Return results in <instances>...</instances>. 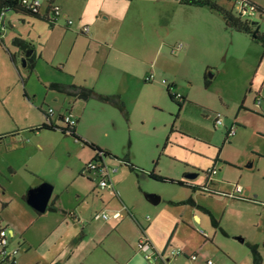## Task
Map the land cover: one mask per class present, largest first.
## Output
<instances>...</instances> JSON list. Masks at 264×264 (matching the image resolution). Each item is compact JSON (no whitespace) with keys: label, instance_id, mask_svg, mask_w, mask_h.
Masks as SVG:
<instances>
[{"label":"rangeland","instance_id":"374dc122","mask_svg":"<svg viewBox=\"0 0 264 264\" xmlns=\"http://www.w3.org/2000/svg\"><path fill=\"white\" fill-rule=\"evenodd\" d=\"M140 1L144 0L129 3H125L123 0H83L82 2L85 4L84 7L90 11L86 20L92 22L91 20L94 18L92 14H95L92 12L97 10L99 19L105 21L106 26L102 28L93 26L92 29L106 34L107 41L120 45L121 51L109 49L105 43V47L100 48L98 54L99 46L96 42H93L89 37L81 36L78 38L73 32L68 31L67 24H70L72 26L70 28L75 30L76 27L73 25L77 18L74 15H67L66 10L73 12L74 5L70 3H79L78 0L56 1L60 7V15L56 25L51 26L44 20L32 18L23 25L22 22H19V27L15 32L20 34L31 33V42L35 45L38 54L42 51L45 55L38 66V70L47 80L52 78L73 82L74 78L69 72H71L70 70L76 71L75 68L79 66H81L80 74L82 75L88 74L90 69L107 68L114 64L119 68L132 71L134 74L125 75L124 80L132 81L134 89L129 85L122 86L123 95L126 99L132 100L129 111L130 120L127 121L125 115L116 107L117 110L114 108L110 111L98 110L96 116L91 117L90 114L93 112H90L84 117L81 126L82 132L86 135L85 138L112 149L121 157L130 155L132 159L135 157L140 159L152 155L154 156L153 161L157 163V168L165 174L179 175L184 167L190 165L195 169L191 172L199 174V177H195V179L202 180L203 185H206L207 175L205 172L214 164V158L226 140L228 128L234 125L233 118L240 108L244 94L248 95V103L250 104L254 105L255 98L264 101V97H257V91L249 90L250 85L247 83V74L250 72L251 75L254 72L253 65L256 64L263 47L254 43L248 44V46L243 40L245 38L240 39L232 36V32H228L225 27L224 19L219 14H211L210 12L197 16L199 20H202V26L199 27L200 30L197 34L189 32L190 35L194 36V39L188 43L185 39L187 31L184 29L186 26L182 22V12L177 8V4L167 0V3H170L172 7L165 9L162 2L156 0L155 4V0H146L144 2L148 3L149 8H147ZM220 1L226 2L227 5L232 4L227 0ZM42 2L46 3L45 0ZM168 15H171L170 18L167 17ZM190 17L193 16L190 15ZM255 17L264 29V17L259 12ZM89 27L91 25H88V29ZM7 30L11 38L15 32L10 27ZM234 35L247 37L244 34L235 33ZM10 38H8L6 46L0 45V82L4 86L9 84L6 89L7 102L13 110L18 111L19 127L24 132L27 129L28 132L32 124L41 122L42 118L46 119V116L37 108V105L42 104L40 95L46 88L34 73L27 85L30 97L25 96L24 90L26 88H24L21 75L12 70L6 54V51L8 52L7 47L12 49L14 47ZM180 43L183 46L178 48ZM85 54L89 59L81 65V56L84 57ZM208 63L212 67L206 69L205 65ZM64 65L66 71L63 70ZM19 67L21 74L27 77V69L23 66L22 61H19ZM143 68L157 73L163 81V86L154 85L155 79L152 80L153 85H142L140 80H136V71L141 73L140 69ZM206 79L210 81L208 86ZM166 82L175 83L179 92H187L190 96V102L185 101L180 108L167 95ZM162 96H165V102L160 101ZM72 102H67L61 110L66 112V109L72 106L78 110L84 109L87 100L85 98L80 99L75 105ZM256 106L261 110L257 101ZM218 115L223 117L225 124L215 126ZM248 117V126L240 128L242 135L232 136L234 147L230 148L232 151L235 150L242 154L240 160L242 166H246L247 162L244 160L247 154L251 155L252 152L262 153L264 151V116L250 114ZM131 123L133 127H131ZM164 123L169 125L165 127ZM14 124V121L9 120L7 126L12 127ZM165 128L166 133L170 134V140L167 141L166 147L164 146L166 137H163ZM234 128L238 129L236 125ZM45 136L48 137L47 139H53L57 149L47 160L48 167L53 169L57 178L68 175L76 168L79 162V153L70 149L68 140L50 133L45 134ZM162 138L161 147L156 149L153 146L154 142L162 140ZM55 139L57 140L55 141ZM83 149L88 152V148ZM240 149L243 150L240 151ZM228 151L230 150L227 149V153ZM107 163L111 165L112 178L114 176L116 180H120L124 188L132 189V184L137 177L136 173L118 160L108 158ZM146 164L150 166L151 161L147 160ZM252 170L251 167H245L242 178L238 176L230 178V183L224 184L223 188L231 191L237 182L250 183L252 189L260 192L261 198L264 199V175L262 171ZM191 172L188 171L186 174ZM26 175L23 170H20L13 180L7 181V178L0 176V181L13 194L14 190L23 185ZM93 175L95 176V174ZM217 175L214 176L215 179H217ZM145 181L143 183L144 195L146 192H153L147 191L151 185ZM98 183L99 179L96 178L95 182L90 183V185L95 186ZM152 183L155 185L154 188L159 189L160 194H164V196H181L186 193V188L178 184ZM203 187L202 191H204ZM105 190L101 187L99 190L97 189L96 197L98 201H101V197L110 196L107 200L105 199L106 203L103 208L109 215L113 216L114 210L111 209L110 205L118 204L120 207L123 205L117 196L111 195ZM0 191H3L1 185ZM102 192L107 195H102ZM203 194L206 195L200 197L202 202L209 203L217 209H223L225 204L223 198L216 197L215 194L209 193L207 190ZM256 198L258 197L256 196ZM14 205L18 206L16 202L13 203V207H15ZM201 205L207 207V205ZM156 206L165 208L164 214L168 223L167 227L160 225L154 233L156 241L162 246L168 244L169 248L179 247L188 238L183 232L184 224L178 228L175 227L176 218L173 217V214L175 210L180 208L169 206L165 202H160ZM82 207L89 211L93 204H83ZM101 211L103 210L95 213ZM126 216L128 217L127 212ZM202 216L204 218L202 224H197L196 221L192 222L198 228L199 235L210 243L211 238L214 237L213 230L216 227L209 215L204 213ZM260 218L261 223L259 225H256L255 222L251 223L250 229L260 238H264V212L260 214ZM200 231L212 232L211 237L208 238ZM240 236L244 237L243 235ZM230 239L240 241L234 235H231ZM134 242L136 247L138 239ZM246 244L243 243L242 245L245 246ZM259 249L263 255L264 264V242ZM168 256L169 254L165 258ZM145 261L146 264H150L148 260L145 259ZM192 261L184 255H179L175 264H192ZM244 264H254L253 256L251 255L249 262Z\"/></svg>","mask_w":264,"mask_h":264},{"label":"crops","instance_id":"0c3cea01","mask_svg":"<svg viewBox=\"0 0 264 264\" xmlns=\"http://www.w3.org/2000/svg\"><path fill=\"white\" fill-rule=\"evenodd\" d=\"M45 1V4L42 2V11H45L47 7L48 0ZM123 1L129 3L133 1L137 2L138 0ZM144 1H140L142 2L141 4L149 8L148 3H145ZM157 1L162 2L165 9H170L172 7L170 3H167V0ZM157 1L155 0L154 3ZM169 1L173 2L175 5L177 4V8L182 12L181 19L186 26V29H183L187 31L185 39L188 43H191L194 39V36L190 35V33L197 34L200 30L199 27L202 26V20H199L197 16L210 12L211 14L217 13L223 18L219 12H216L207 6L189 5L181 2V0ZM251 1L264 7V0ZM78 2L79 3H70L74 5L73 12L66 10L67 15H74L77 18L73 25L76 27L75 30L70 28L72 27L70 24H67L69 27L68 31L73 32L78 38L81 36L89 37L93 42H96L99 46L97 50L98 54L100 48L105 47V43L107 48L121 51L122 48L120 45L107 41L108 38L106 34L92 29L93 26H100L101 28L106 26L105 21L99 19V16H97V10L92 12L95 13L92 14L94 15V18L91 20L92 22H89L86 20V16L90 11L84 7L85 4L82 3L83 0H78ZM184 14L185 16L183 17ZM190 15L195 18L190 17ZM170 16L171 15H168L167 17L170 18ZM29 20H32V17L13 10H7L3 14L0 24V45L6 46L8 43V38H10L9 31L7 30L8 27L15 32L19 27V22H22L23 25ZM88 25H91V27L86 29L88 28ZM225 27L228 32H232V36L240 39L245 38L243 40H245L247 45L254 43L263 47L256 64L253 65L254 72L251 75L250 72L247 74V83L250 85L249 90L257 91L258 98L264 97V46L261 43L254 41L247 33L230 29L226 26V23ZM235 33L244 34L247 37L234 35ZM16 36H21L26 39L29 42V45L32 46V54L35 52L37 56L41 57L37 60L33 71H30L28 64H23L27 69V77L21 74L19 61L23 62L30 50H25L15 45L14 38ZM31 40V33L20 34L15 32L10 38V42H12L14 47L13 49L7 47L8 52L6 51V54L12 70L21 75L24 88H26L24 90L26 97H30L27 90L30 77L35 73L38 79L42 81L46 89L40 95L42 104L37 105V108L44 116H46L44 111L48 107H53L56 110V114L52 117V120L57 124L64 126L65 124L61 121L60 115L72 113L78 119L76 125L77 133L83 138H85L86 135L82 132V122L86 114L90 112H93L90 114L91 117L96 116L98 110L102 109L103 111H110V109L114 108V110H121L125 115L126 120H130L129 111L130 106L132 105V100L126 99L123 95L122 86L129 85L131 88L134 87L132 81L124 80L125 75L134 74L132 71L119 68L114 64L107 68L102 67L101 69H90L89 72L87 71L88 74L82 75L80 74L81 66H79L78 68H75L77 69L76 71L70 70L71 72H69V74L72 75V78H74L73 82L55 80L52 78L47 80V78H43L42 73L38 70V66L44 59L43 56L45 57V55L42 51L38 54V51ZM85 55L86 56L84 57L81 56V65L89 59L87 54ZM65 65L63 66V70H65ZM209 67H212L209 63L205 65L206 69ZM140 72L141 73H138L136 71L135 76L136 80L142 82V85L157 84L163 86V81L158 77L157 73L150 72V69L147 68L140 69ZM151 73L155 74V77L152 80L155 79L156 81L153 84L152 80L147 81V76ZM52 83L76 85L79 86L80 89L71 88L73 94H69L51 88ZM169 84H173L174 90L185 95L187 97L186 102H190L189 94L183 91L179 92L175 83L166 82L167 95V87ZM8 85L4 86L0 82V176L7 178V181H11L20 170H23L25 174H27V177L25 178L23 185L14 190L13 194H11L5 184L0 181L1 188L3 189L2 192L0 191V218L9 228V233L11 235L10 244L12 246L22 247L17 257V264H146V258L138 251L134 242L139 239L143 233L149 237L155 250L161 253V256L157 257L155 262L150 263L148 261L150 264H175V262L178 261L179 255L173 256L171 251L178 247L169 248L168 244L162 246L158 244L154 236V233H156L160 225L167 227L168 223L166 222V215L164 214L165 208L156 206V204L151 203L145 197L143 192V183L145 180V182H148V184L151 185V187L147 188V191L159 193L161 196L160 202H165L169 206L180 208L175 210V213L173 214V217L176 218L174 222L176 225L175 227L178 228L184 224L185 229L183 232H185V235H187L188 238H186L185 242L180 244L179 247L185 251V254L182 255L187 259H192L190 255L197 254V258L192 259V264H205L206 260L209 258L214 260V264H244L247 261L249 262L252 255L248 243H257L260 247L264 242V238H260L250 229L251 223L255 222L256 225L261 223L260 214L264 212V199L261 198L260 192L253 190L250 183L244 184L243 182L236 183L242 185L243 190L241 193H235L234 186L231 191L223 188L224 184L226 185V183H230V178H234L235 176L242 178L245 167H251L253 169L252 171H262L264 175V151H262V153L252 152L251 155L247 154L244 160V162H247L246 166H242V162L240 161L242 154L230 149L234 147L232 136L242 135V129L240 130V128L248 126V116L250 114L259 116L264 114V101H261V110H259L256 106L257 98L254 99L253 105L248 103L249 97L247 94H244L240 108L233 118V123L238 129H235L236 132L233 135H227L230 129L228 128L226 132V140H224L220 150L215 156L214 164L210 166L216 167L217 173L215 175H218L217 179L213 178L211 181L207 178L206 185H210L211 189L221 192V194L215 195L224 200L225 204L222 210L215 208L209 203L202 202L200 197L206 195L203 194L206 190L202 191V187L205 185H203L202 180H198V178L187 177L186 172L195 170L193 167H190V165L184 167L179 175H171L165 174L157 168V163L153 161L154 156L152 155L140 159L137 157L132 159L130 155H127L139 167L148 170L155 165L156 169H158L161 174L176 180L184 181L183 185H178L186 188V193L181 196H164V194H160L161 192L159 189L154 188L155 185L152 182L157 181L152 180L146 173L135 172L137 177L132 184V189L124 188L120 180H116L114 176L113 179L110 175L115 188V193H112L108 189L105 191L109 192L111 195L117 196L123 206L120 207L118 204L110 205L111 209L114 210V214L119 213L118 217L111 216L109 219H95L94 213L96 211H106L103 206H105L106 200L109 196L102 192V195L105 194L107 196L105 198L101 197V201H98L96 197L98 191L96 190H99L100 187L98 184L95 186L90 185V183L95 182L96 178L93 174L84 170L85 166H87L94 158L95 152L89 146L77 140L71 134L63 132L61 129H39V126L47 120V116L46 119L42 118L40 120L41 122L32 124L29 127L28 132L26 131L27 129H25L24 132L18 124V111L15 109L13 110L7 102L8 94H6V89ZM81 89H87L86 91L90 92L81 94ZM99 94L119 95L124 102V109H121L115 102L102 99ZM84 95L87 96V98H85L87 102L85 103L86 107L84 109L78 110L75 106H72L71 108H67L66 112L61 110V108L65 107L67 102H72L73 100L75 105L78 100H83V97L81 96ZM160 101L165 102V96H162ZM115 107L117 109H115ZM9 120L15 122L14 126H7V124L9 125ZM164 125L167 127L166 125L169 124L164 123ZM215 126L217 125L215 124ZM131 127H133L132 123ZM49 133L64 140H68L70 143V149L76 150L80 155L76 168L64 177L57 178L56 174L53 173V169L50 166L48 167L46 163L52 156V153L57 150L53 139H47L48 137L45 136V134ZM163 137H166V141L164 139V146L166 147V144L168 143L167 141L170 140V134L166 133V128ZM56 140L57 139H55V141ZM162 143L163 138L162 140L154 142L153 146L157 149L161 147ZM83 148H88L89 153ZM227 149L230 150L228 153ZM251 149L253 150V148ZM147 150H149V148H147ZM242 150L243 149H240V151ZM114 153L116 154V152ZM107 159L105 160L106 165L110 168L111 165L107 163ZM89 160L90 162L88 163ZM147 160L151 161L150 166H147ZM219 163H221V165H219ZM250 163L252 164L250 165ZM196 177H199V174ZM43 181L51 182L54 185V190L47 210L45 212H38L28 204L27 192L30 188L39 185ZM233 193L236 195H233ZM256 196L258 198H256ZM187 198L194 199L198 205H207L206 208L210 209L214 217L218 220V225L214 224L216 229L213 230L214 237L211 238L210 243L199 235L198 228L192 222L196 221L197 224H202L204 220L202 214H209L198 208L196 205L177 203ZM252 199H258V201H253ZM14 202H16L18 206L14 205L15 207H13ZM83 204H93V207L89 209V211H86L84 210V207H82ZM125 211L127 212L128 217L126 216ZM130 213H132V215ZM146 215H149L150 218ZM200 232L207 235L208 238L211 237L212 234V232L207 231ZM231 235H234L236 238L243 235L244 240L234 241L230 239ZM223 239L225 240L223 241ZM243 243L247 244L243 246ZM167 254H169V256L165 258Z\"/></svg>","mask_w":264,"mask_h":264},{"label":"trees","instance_id":"16d2710c","mask_svg":"<svg viewBox=\"0 0 264 264\" xmlns=\"http://www.w3.org/2000/svg\"><path fill=\"white\" fill-rule=\"evenodd\" d=\"M57 0H48L47 7L45 11L41 10V7H38L37 9L31 8L26 2L23 0H0V24L2 21L3 14L7 10H13L15 12L22 13L24 15H27L32 18H38L41 20H44L48 22L51 26L56 25L58 17L60 14L56 13L55 5ZM228 2L232 3L231 5H227L226 2H221L220 0H181V2L189 5H195V6H207L211 8L212 10L219 12L223 18L225 19L226 26L230 29L241 31L244 33H247L254 41L261 43L264 46V29L262 28L261 23L256 20V17L252 15H246L241 12H238L235 7L236 0H227ZM247 4L253 5L259 13H261V16L264 14V7L254 3L250 0H244ZM1 34V32H0ZM0 41H1V35H0ZM14 44L25 49V50H31L32 46L29 45V42L24 39L21 36H16L14 38ZM41 58L40 56H37L35 52L28 56L26 58L28 67L30 71H33L35 69L37 60ZM147 81H150L147 79ZM210 81L206 79V85H209ZM51 88L57 89L59 91H64L69 94H73L71 91V88L78 89L79 86L76 85H65L61 83H52ZM80 89V88H79ZM87 89H81L80 93L84 94ZM168 95L171 100L175 101L179 107L181 108L183 106V103L187 101V97L183 94H180V96H177V91L174 90L173 84H169L167 87ZM99 96L107 101L115 102L117 103L121 109H124V102L121 100L119 95L115 94H99ZM44 113L47 116V112L44 111ZM264 115V114H263ZM61 121L64 122V126H61L57 124L55 121L52 120V116L47 117V120L39 126V129H61L63 132H67L71 134L73 137H75L77 140L83 142L85 145L89 146L94 152L95 156L92 159L91 162L103 160L105 161L107 158L110 159H117L121 161L124 165L130 168L131 171L136 173H146L152 180L157 182H166V183H177V184H184V181L182 180H176L174 178L168 177L164 174H161L154 165L151 169H144L142 167H139L136 165L129 156L121 157L117 154H115L112 150L108 148H103L100 145L89 141L85 138H83L81 135L77 133L76 125L72 126L68 123H66L63 119V114L60 115ZM49 118V119H48ZM89 164L85 166V171H88ZM207 192L212 194H218L221 193L220 191L209 189ZM253 201H258V199H252ZM178 204H192L198 206V208L204 210L211 216L212 223L215 225H218V220L214 217L211 210L198 205L194 199L187 198L183 201L177 202ZM132 215V213H130ZM248 246L250 248V251L253 256V262L254 264H263V255L259 249V245L257 243H248Z\"/></svg>","mask_w":264,"mask_h":264},{"label":"built area","instance_id":"2783aa9c","mask_svg":"<svg viewBox=\"0 0 264 264\" xmlns=\"http://www.w3.org/2000/svg\"><path fill=\"white\" fill-rule=\"evenodd\" d=\"M23 1L26 2L33 9H37L38 7L42 6V0H23ZM235 7L238 12H241L246 15H252L255 17L258 13V11H256L253 5L247 4L244 0H236ZM55 10H56V13L60 14V11H59L60 7L58 6V4L55 5ZM262 17H264V14L262 15ZM69 23H71V21H69ZM182 46H183L182 43H180L178 45V48ZM154 77H155V74L151 73L147 76V79L152 80ZM177 96H180V93H177ZM261 101H262L261 99H257V103L259 105L261 104ZM45 111L47 112V117L48 115L53 117L56 114V110L53 107H48ZM63 115H64L63 119L66 123L72 126L77 124L78 119L72 113H66ZM223 123H224L223 117L218 115L215 124L222 125ZM235 132L236 131L233 125L229 129V132L227 133V135H233ZM87 172H89L90 174H95L96 178L99 179V183H98L99 187H101L102 189H108L112 193H115V188L110 178L111 169L108 168V166L106 165V161L99 160V161L90 162ZM216 173H217L216 167H210L209 169H207L206 175H207L208 180L211 181L214 178ZM203 189L209 190L211 189V187L210 185H205ZM242 190H243L242 185L235 184L234 186L235 193H241ZM233 195H236V194L233 193ZM113 216L118 217L119 213H116ZM94 218L109 219L111 218V215H109L106 211H101V212L95 213ZM148 218H150L149 215H148ZM10 239H11V235L9 233V228L0 218V264H17V257L22 247L12 246L10 244ZM137 248H138V251L141 252L150 263L155 262V259L161 256V253L155 250L154 245L152 244L151 240L145 233H143L139 237ZM171 254L173 256L182 255V254H185V251L182 248L178 247V248L172 249ZM190 256L192 259L197 258V254H192ZM205 264H214V260L212 258H209L206 260Z\"/></svg>","mask_w":264,"mask_h":264},{"label":"water","instance_id":"95a60500","mask_svg":"<svg viewBox=\"0 0 264 264\" xmlns=\"http://www.w3.org/2000/svg\"><path fill=\"white\" fill-rule=\"evenodd\" d=\"M32 50L27 53V56L24 58L23 64H27L26 58L32 54ZM87 98L86 95L81 96ZM252 163H250L251 165ZM198 175L196 172H191L187 174V177L194 178ZM54 185L49 181H43L39 185L32 187L27 192V202L38 212H45L48 208L49 201L53 194ZM145 197L154 204H157L161 200V196L154 192H146ZM240 240H244L243 237H238Z\"/></svg>","mask_w":264,"mask_h":264}]
</instances>
